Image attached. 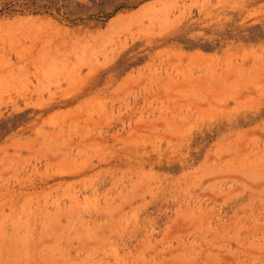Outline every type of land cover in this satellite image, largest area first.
Listing matches in <instances>:
<instances>
[{
  "label": "rangeland",
  "instance_id": "rangeland-1",
  "mask_svg": "<svg viewBox=\"0 0 264 264\" xmlns=\"http://www.w3.org/2000/svg\"><path fill=\"white\" fill-rule=\"evenodd\" d=\"M0 264H264V0H0Z\"/></svg>",
  "mask_w": 264,
  "mask_h": 264
}]
</instances>
